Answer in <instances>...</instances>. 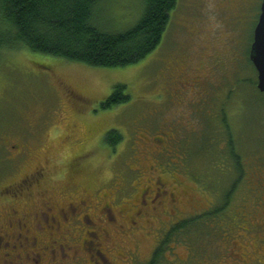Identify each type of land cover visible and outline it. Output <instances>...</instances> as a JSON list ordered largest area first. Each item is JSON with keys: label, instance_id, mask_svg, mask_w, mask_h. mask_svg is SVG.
Returning <instances> with one entry per match:
<instances>
[{"label": "rangeland", "instance_id": "obj_1", "mask_svg": "<svg viewBox=\"0 0 264 264\" xmlns=\"http://www.w3.org/2000/svg\"><path fill=\"white\" fill-rule=\"evenodd\" d=\"M262 1L179 0L159 48L128 68H90L27 50L1 52L0 191L45 167L47 177L34 197L39 191L66 194L73 202L93 197L95 225L75 224L72 236L48 237L40 225L48 227L46 218L32 224L42 264H148L174 226L220 208L238 178L226 157L220 107L245 177L223 215L172 243L165 264H264V94L254 86L258 74L249 63ZM142 9V0H104L96 24L124 33ZM211 56L222 62L220 72ZM193 71L209 82L203 102L174 115L172 77ZM119 85L131 101L103 110ZM70 91L89 99L90 107L68 102ZM109 131L123 137L116 149L105 143ZM18 142L29 147V163L12 167L7 149ZM159 181L167 197L137 219L141 193ZM5 203L0 198V214ZM105 205L117 221L100 212Z\"/></svg>", "mask_w": 264, "mask_h": 264}, {"label": "trees", "instance_id": "obj_2", "mask_svg": "<svg viewBox=\"0 0 264 264\" xmlns=\"http://www.w3.org/2000/svg\"><path fill=\"white\" fill-rule=\"evenodd\" d=\"M104 0H0V54L21 51L60 59L90 68L119 69L138 65L161 45L170 29L179 0H142V15L136 25L124 33L101 30L96 20ZM250 65L256 69L249 59ZM258 89V84L254 82ZM127 87L116 86L113 94L102 104L111 110L131 101ZM259 91V89H258ZM261 93V92H260ZM225 128L227 154L238 178L226 194L225 203L212 212L182 221L168 232L148 264H165L172 243L182 242L195 227L222 216L245 177L242 157L232 141L228 115L219 108ZM122 135L110 131L105 143L116 149Z\"/></svg>", "mask_w": 264, "mask_h": 264}, {"label": "flooded vegetation", "instance_id": "obj_3", "mask_svg": "<svg viewBox=\"0 0 264 264\" xmlns=\"http://www.w3.org/2000/svg\"><path fill=\"white\" fill-rule=\"evenodd\" d=\"M223 1L225 2L226 0ZM210 58L216 64L213 67L220 72L222 62L220 63L216 56H211ZM192 74L189 77L187 74L176 78L172 77L168 90L173 96L172 106L177 109H174V115L176 113L182 116L188 107H196L203 102V95L207 92L205 87L209 85V82L204 83L201 80L199 71H193ZM66 97L68 102L76 105L80 110L88 109L92 103L89 99L71 91L67 92ZM90 111L94 115L98 113L92 107ZM28 148L22 142L10 146L7 149L8 158L6 155L9 164L13 167L23 163V161L29 163L27 161L30 154ZM46 177L47 170L45 167H35L31 173H27L24 177L21 176L16 181L2 187L0 198L6 203L5 212L0 214V264H42L43 252L38 253L36 250L39 235L32 228V224L40 221L41 217L46 218L48 225V227H43L40 222L41 229L49 230L46 234L52 239L59 237L60 234L72 236L71 226L85 224L86 220L95 225L90 212L94 207L92 203L93 197L90 195H86V201L80 200L78 202H73L66 194L60 197L50 191H39L34 197L35 192L40 189ZM163 188L164 184L160 181L159 186L155 188L146 186L141 193L140 201H138L141 209L135 213L137 219L142 217L143 211L147 208L152 209V211L157 210L156 207L159 206L157 204L160 203L161 205V200L165 199L168 194ZM151 192L154 195L149 201L145 196ZM170 199L172 200L171 202L176 203L175 194H172ZM100 205L99 202L96 203V206ZM100 212L107 221H117L116 215L110 206L101 207ZM131 224L136 226L137 222L133 221ZM91 235L92 232H87V236L91 237ZM86 243L84 242V244ZM93 243L100 246L101 242L95 241ZM92 251L103 255V252L98 248H93Z\"/></svg>", "mask_w": 264, "mask_h": 264}, {"label": "water", "instance_id": "obj_4", "mask_svg": "<svg viewBox=\"0 0 264 264\" xmlns=\"http://www.w3.org/2000/svg\"><path fill=\"white\" fill-rule=\"evenodd\" d=\"M250 60L258 72V89L264 94V0L261 6V15L254 30Z\"/></svg>", "mask_w": 264, "mask_h": 264}]
</instances>
